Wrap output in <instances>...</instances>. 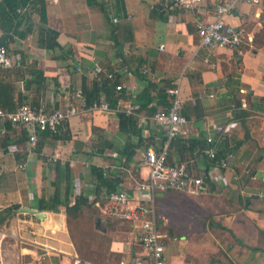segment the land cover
Returning <instances> with one entry per match:
<instances>
[{"label": "crops", "instance_id": "obj_1", "mask_svg": "<svg viewBox=\"0 0 264 264\" xmlns=\"http://www.w3.org/2000/svg\"><path fill=\"white\" fill-rule=\"evenodd\" d=\"M222 1L201 0L185 9L172 0H0V43L19 63L23 98L49 109L74 105L79 110L57 134L40 133L35 146L23 126H9L7 137H0V213L20 206L12 213L21 237L45 264H73L79 257L66 206L60 204L67 166L72 203L78 195L93 201L109 193L101 172L104 177L119 172L117 188L132 189L147 178L141 155L150 147L161 149L166 133L146 110L135 111L145 140L125 167L118 152L128 137L119 130L117 107L139 104L136 96L148 84L154 98L164 93L173 98L169 90L178 89L188 124L171 146V161L185 163L205 182V192L194 195L207 212L205 221H191L188 207L180 221L163 222L166 264H264V0L239 2L225 16L245 31L241 54L200 45L196 22L215 20V5ZM97 67L117 73L121 97L109 111L81 110L83 79L91 82ZM33 70L43 76L36 78ZM213 124L224 128V138ZM210 135L214 143L207 141ZM131 140L138 144L139 138ZM184 141L190 143L181 147ZM212 148L222 153L218 159L209 156ZM230 153L229 165L220 167L218 160ZM169 194L191 195L168 191L157 199ZM54 195L55 206L48 208ZM97 202L94 229L113 233L110 255L118 264L137 259L152 264L140 223L103 217ZM22 207L36 208L45 218ZM116 222L126 226L114 227Z\"/></svg>", "mask_w": 264, "mask_h": 264}, {"label": "built area", "instance_id": "obj_2", "mask_svg": "<svg viewBox=\"0 0 264 264\" xmlns=\"http://www.w3.org/2000/svg\"><path fill=\"white\" fill-rule=\"evenodd\" d=\"M201 0H172V5L178 8H192ZM258 3L260 0H225L215 5V20L196 22V28L200 37V45L211 50L218 47H227L243 53L246 34L244 29L235 27L226 22L225 16L229 14L239 2ZM19 63L11 57L8 48L0 45V70L11 68ZM97 73L102 71L96 68ZM109 78L114 79L115 75L109 73ZM122 85H116V92L121 97ZM173 95L172 104L160 109L152 116V119L165 131L166 141L161 149L150 147L142 153L140 164L148 169L147 178L143 181H136L134 187H122L111 191L102 200H98L97 206L100 213L106 218H117L123 221L139 222L141 228V242L145 249L146 256L152 264H166L164 234L159 229V219L156 210V199L158 193L174 191L191 195H201L205 192L203 177L196 176L185 164H172L168 160L169 145L172 139L179 134L186 132L188 119L182 113L184 101L178 95V89H170ZM80 108L88 109L86 101L80 92ZM90 108H97L104 111L111 110L106 100L95 103ZM140 108L139 104H128L123 108L117 107L118 111L127 114H135ZM79 112L74 105L66 108L49 109L45 105L37 106L29 100H24L15 111H8L0 107V137L8 133L9 126H23L28 130L29 142L35 146L40 133L57 134L62 125ZM213 130L221 138H224V128L213 124ZM209 143L215 142V137L210 135L207 138ZM211 158L217 153L212 148L208 150ZM117 154H115L116 156ZM119 156V155H118ZM230 153L218 160L220 167H227ZM122 161L125 158L121 157ZM136 264H144L142 259L135 260ZM35 264H45L43 257L39 256ZM73 264H92L80 257H76Z\"/></svg>", "mask_w": 264, "mask_h": 264}, {"label": "trees", "instance_id": "obj_3", "mask_svg": "<svg viewBox=\"0 0 264 264\" xmlns=\"http://www.w3.org/2000/svg\"><path fill=\"white\" fill-rule=\"evenodd\" d=\"M24 1V0H21ZM0 45H3L0 43ZM17 70L20 71V67L15 65L11 68L7 69H1L0 70V78L6 76L3 75L5 73H9L6 81L0 83V104L1 107L8 110V111H15L17 107L24 102V98L20 91H18L17 81L18 78L11 77L10 75H15V73H11V71ZM32 74L42 77V72L38 70L31 71ZM109 73H113L115 75V78L112 80L109 78ZM3 75V76H2ZM136 75L146 78L144 74L136 73ZM119 83V77L116 72H108L104 73L103 71H100L96 74V76L93 78V80L90 82L88 79H83L82 82V96L84 97L86 101V107L90 108L95 103H100L102 100H106L111 108H115L119 96L116 92V85ZM136 100L140 105V108L136 110L137 112H141L143 110H146L150 116L155 115L157 111L160 109H165L169 107L172 104L173 98L169 94H162L158 95L156 98H154L151 94V91L149 90V84L145 86V88L136 96ZM156 102V104H154ZM186 117L188 116L185 111H182ZM118 118H119V130L121 133L125 134L128 138L126 140V143L121 147L120 151L118 152L120 156L125 158V161L123 164L125 167H129L130 163L134 160V156L137 152V148L144 144V133L143 128L140 125V118L137 116V114H127L123 111H118ZM132 136H137L139 138L138 144H134L131 140ZM179 136V135H178ZM176 136L174 139L171 140L169 145V152H168V160L170 163L173 164L170 157V150L171 146L173 145L175 139L178 137ZM4 137H7L5 135ZM149 138H147L148 140ZM189 144L190 142L184 141V144H182L181 147H185V144ZM222 153H217L216 157L214 159H218ZM100 178L102 179V182L104 183L105 187L107 188V192L114 191L119 185V183L122 181L121 175L119 172L113 173L112 175L109 174V176L104 177V173H100ZM63 191H62V197L60 200V204H63L66 206V212L68 216V223L69 220L74 217H79L84 210L89 209L92 211L93 216H96L97 213L93 207L95 202L99 200L100 197L96 198V200L90 201L89 197L87 195H78L75 198V202L72 203L70 201V196L73 194V182H72V175L70 171V167L67 166L66 172L64 174V178L62 181ZM102 198V196H101ZM52 204L48 206V208H53L55 206V195L51 198ZM102 200V199H101ZM20 206L18 204L12 205L11 207L5 208L4 211L0 213V220L3 219L5 216L12 213L14 210H18ZM159 223V229L161 232L162 229L160 227Z\"/></svg>", "mask_w": 264, "mask_h": 264}, {"label": "rangeland", "instance_id": "obj_4", "mask_svg": "<svg viewBox=\"0 0 264 264\" xmlns=\"http://www.w3.org/2000/svg\"><path fill=\"white\" fill-rule=\"evenodd\" d=\"M13 72L15 75H10L11 77L22 78L23 74L20 71H11V73ZM8 74L10 72L3 75L7 77ZM25 99H28L27 96H24ZM143 149L145 150V147ZM199 199L194 195L184 194H169L167 199H156L157 216L162 231L166 230L163 225L165 218L180 221L179 215L187 214L188 207L191 221L194 223L205 221L208 218L207 212L200 209L202 203ZM15 215L16 213H10L0 220V264H35L38 256L34 251L36 247L21 237L23 231L19 226V221H16ZM69 222V231L80 258L92 264L120 263L117 256L109 253V244L113 233H101L94 229V216L91 210H84L79 217L73 216ZM125 226L121 222H116L114 227Z\"/></svg>", "mask_w": 264, "mask_h": 264}, {"label": "water", "instance_id": "obj_5", "mask_svg": "<svg viewBox=\"0 0 264 264\" xmlns=\"http://www.w3.org/2000/svg\"><path fill=\"white\" fill-rule=\"evenodd\" d=\"M61 205H63V204H61ZM54 210H56V208L54 209ZM20 211H22V212H28V213H31V214H34L36 217H38V218H45V213L44 212H40L38 209H36V208H32V207H22L21 209H20ZM100 220V218L99 217H96V222L98 223V221Z\"/></svg>", "mask_w": 264, "mask_h": 264}]
</instances>
